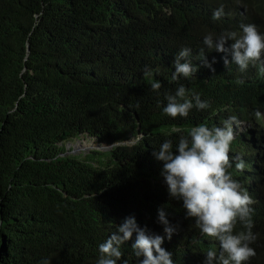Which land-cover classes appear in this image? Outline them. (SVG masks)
Returning a JSON list of instances; mask_svg holds the SVG:
<instances>
[{
    "label": "trees",
    "instance_id": "1",
    "mask_svg": "<svg viewBox=\"0 0 264 264\" xmlns=\"http://www.w3.org/2000/svg\"><path fill=\"white\" fill-rule=\"evenodd\" d=\"M241 24L264 33V0H0V264H97L99 245L129 215L165 235L162 206L180 225L162 245L175 264H203L209 250L219 256V242L202 236L182 201L169 197L153 152L229 116L244 125L229 171L255 201L256 255L246 264H264V57L241 72L203 44L205 35L240 32ZM185 47L198 70L173 81ZM201 49L216 58L215 71L200 63ZM181 85L210 107L165 114L167 96ZM81 135L113 145L64 154L63 142ZM234 231L247 229L238 223ZM134 239L121 246L118 264H139Z\"/></svg>",
    "mask_w": 264,
    "mask_h": 264
},
{
    "label": "clouds",
    "instance_id": "2",
    "mask_svg": "<svg viewBox=\"0 0 264 264\" xmlns=\"http://www.w3.org/2000/svg\"><path fill=\"white\" fill-rule=\"evenodd\" d=\"M223 15L221 7L213 13L212 18L219 20ZM240 29V32L227 31L219 36L209 33L203 37V44L208 52L215 50L225 53L223 59L226 67L234 62L243 72L250 64L264 57V33L255 24H241ZM229 53L231 61L228 59ZM191 55L192 50L188 47L177 53L173 61V81L181 76H194L198 68L192 66ZM200 63L215 71L213 64L216 58L209 61L203 49ZM145 75L152 76L154 73L148 70ZM151 88L158 91L160 82H152ZM167 101L163 112L172 118L187 117L194 107L198 110L210 107L207 100H202L199 94L190 93L183 85L174 95H168ZM243 126L235 116L224 120L223 126L209 127L202 123L191 127L186 136L181 135L175 147L169 139L153 152L154 157L163 162L162 175L169 197L182 201L185 217L195 219L202 236L219 242V256L214 250H209L204 255L203 264H246L256 255L255 249L250 246L257 239L252 232V205L255 201L229 171L233 166L231 145L237 137V130L242 131ZM132 142L134 140L124 143ZM235 168L241 173L246 169L242 157L236 158ZM167 217L168 213L162 206L158 209L157 222L163 225L165 235L153 233L147 226L141 227L134 215L125 217L116 231L99 245L97 264H118L123 255L121 246L132 240L134 235L132 249L139 258V264H175L174 254L162 245L165 236L171 239L180 230V225L172 224ZM238 223L247 231L235 232ZM42 264L50 262L45 259Z\"/></svg>",
    "mask_w": 264,
    "mask_h": 264
},
{
    "label": "rangeland",
    "instance_id": "3",
    "mask_svg": "<svg viewBox=\"0 0 264 264\" xmlns=\"http://www.w3.org/2000/svg\"><path fill=\"white\" fill-rule=\"evenodd\" d=\"M263 122H264V115H263ZM256 129V128H255ZM91 140H93V138H90V137H86L84 135H81L80 137L78 138H73V139H70L66 142H63V145L64 146H68V149L70 150L74 145L77 146V151L75 152V154H79L81 156H84L85 153L90 150H92V148H89L88 150H85L84 147H80L78 145H80V143H83V142H87V143H90ZM130 141H133V138L129 139ZM93 142L95 143V141L93 140Z\"/></svg>",
    "mask_w": 264,
    "mask_h": 264
},
{
    "label": "water",
    "instance_id": "4",
    "mask_svg": "<svg viewBox=\"0 0 264 264\" xmlns=\"http://www.w3.org/2000/svg\"><path fill=\"white\" fill-rule=\"evenodd\" d=\"M87 137V136H86ZM93 141V140H92ZM66 147V151L64 152V154H68V153H73L75 154V152L77 151V147L74 145L70 150L68 149V146H65ZM112 147L111 144H107V143H98V142H95L94 146H89L87 148H84L85 150H88L89 148H92V149H96V150H108ZM88 152V151H87ZM86 152V153H87Z\"/></svg>",
    "mask_w": 264,
    "mask_h": 264
},
{
    "label": "bare ground",
    "instance_id": "5",
    "mask_svg": "<svg viewBox=\"0 0 264 264\" xmlns=\"http://www.w3.org/2000/svg\"><path fill=\"white\" fill-rule=\"evenodd\" d=\"M94 144H95L94 142H90V143L83 142V143H80V145H78V146H80V147H82V148L85 146L84 148H87V147H89V146H90V147H91V146H94ZM76 147H77V146H76Z\"/></svg>",
    "mask_w": 264,
    "mask_h": 264
}]
</instances>
